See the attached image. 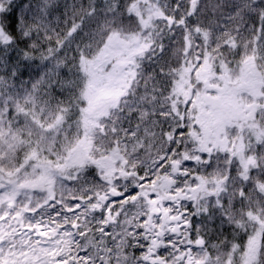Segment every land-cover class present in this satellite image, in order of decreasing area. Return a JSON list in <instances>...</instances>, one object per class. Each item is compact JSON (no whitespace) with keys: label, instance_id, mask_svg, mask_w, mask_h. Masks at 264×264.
Segmentation results:
<instances>
[{"label":"snow or ice","instance_id":"6c2138e0","mask_svg":"<svg viewBox=\"0 0 264 264\" xmlns=\"http://www.w3.org/2000/svg\"><path fill=\"white\" fill-rule=\"evenodd\" d=\"M0 264H264V0H0Z\"/></svg>","mask_w":264,"mask_h":264}]
</instances>
